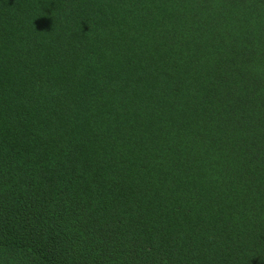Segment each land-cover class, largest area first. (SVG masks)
Here are the masks:
<instances>
[{
  "label": "trees",
  "instance_id": "16d2710c",
  "mask_svg": "<svg viewBox=\"0 0 264 264\" xmlns=\"http://www.w3.org/2000/svg\"><path fill=\"white\" fill-rule=\"evenodd\" d=\"M0 264H264V0H0Z\"/></svg>",
  "mask_w": 264,
  "mask_h": 264
}]
</instances>
